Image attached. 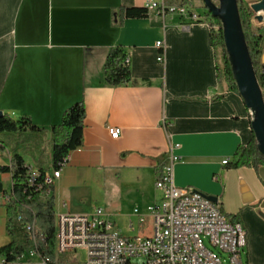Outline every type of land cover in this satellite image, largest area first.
Listing matches in <instances>:
<instances>
[{
    "label": "crops",
    "instance_id": "crops-1",
    "mask_svg": "<svg viewBox=\"0 0 264 264\" xmlns=\"http://www.w3.org/2000/svg\"><path fill=\"white\" fill-rule=\"evenodd\" d=\"M183 1L0 0V112L44 130L17 133L27 138L15 155L30 170L49 173L51 129L84 102V144L55 182V213L76 214L64 193L96 178L129 188L148 209L162 198L156 183L174 156L175 187L217 198L224 215L237 218L246 232L243 263L264 264V164L230 168L238 148L251 141V114L218 79L210 19L194 23L151 11L147 18L115 23L121 8ZM260 1L244 0L255 32L264 27L258 19L263 14L251 10ZM192 2L204 18V6ZM160 41L164 63L157 60ZM115 48L127 55L134 85H104L105 62ZM112 128L120 130L118 139L110 136ZM13 156L7 147L0 150V248L11 243L6 197L13 180L2 169Z\"/></svg>",
    "mask_w": 264,
    "mask_h": 264
},
{
    "label": "built area",
    "instance_id": "built-area-1",
    "mask_svg": "<svg viewBox=\"0 0 264 264\" xmlns=\"http://www.w3.org/2000/svg\"><path fill=\"white\" fill-rule=\"evenodd\" d=\"M146 8L164 17L177 14L194 23L210 19L207 15L203 18L194 12L192 0L180 6L149 2ZM210 22L214 29L221 27L216 20ZM156 47L161 52L157 60L164 63V42H157ZM124 64L129 65L128 57ZM261 72L264 73V68H261ZM120 133L119 129L109 130L113 139H118ZM175 161L177 158L172 156L170 164L156 183V189L162 194L160 202L147 209L148 215L154 219L152 238L122 236L115 221L102 208L95 209L91 214L55 213V250H58V262H48L43 258L37 259L38 264H62L61 256L76 255L81 249L87 252L86 262L73 264H244L242 256L247 247V236L242 225L232 224L219 203L211 202L200 193L176 188L173 182ZM228 163L226 160L223 165ZM40 176L39 171L31 170L29 186L34 187ZM60 177L61 170L46 173L44 185L54 186ZM37 187V190L43 189L42 185ZM12 196L13 192L6 197L7 205L11 203ZM50 196L51 190L43 194L44 198ZM66 207L64 204L63 208ZM135 214L143 223L145 215L138 210H135ZM27 227L33 248L19 261L22 264H35L37 229L31 223H27ZM130 229L134 230L133 224ZM205 240L218 253L209 249ZM122 255L131 256V263H122Z\"/></svg>",
    "mask_w": 264,
    "mask_h": 264
},
{
    "label": "trees",
    "instance_id": "trees-1",
    "mask_svg": "<svg viewBox=\"0 0 264 264\" xmlns=\"http://www.w3.org/2000/svg\"><path fill=\"white\" fill-rule=\"evenodd\" d=\"M187 0H184L185 2ZM217 2V0H212ZM243 30L246 36L250 56L257 74L261 88L264 91V73L261 68V55L264 49V27L254 31L252 27V12L246 6L244 0H238ZM204 6V5H203ZM206 15L213 20L210 13L204 7ZM150 11L147 8H121L115 12V23L123 24L127 19H143L149 17ZM221 26L220 21L216 20ZM211 44L215 50L217 59L218 79L228 89L240 96L236 85L232 68L229 63L224 37L221 27L214 29L210 24ZM127 55L121 48L111 50L107 56L103 74L104 85L107 87H129L134 85L129 65H125ZM86 119V106L80 102L69 108L63 115L62 123L51 129V142L53 147V171L62 170L70 154L80 149L84 144V129ZM25 131L43 132L44 130L34 126L28 118L14 121L7 115L0 117V134L21 133ZM5 144L0 141V150H4ZM264 164V156L257 148V142L252 132L251 141L246 146L238 148L234 161L230 168L237 169L245 166L258 167ZM3 172H10L13 180V196L7 207V234L11 243L0 248V260L3 264H22L19 259L30 249L33 242L26 229L27 223L35 224L37 229L36 256L48 262L55 261L58 251L55 250V197L54 186L44 185L46 172L40 171V177L34 187L29 186L30 169L25 166L23 159L14 155L11 166L2 169ZM52 174V172H49ZM42 185V190L37 186ZM51 190L52 196L44 198L43 194ZM0 192L2 187L0 186ZM19 218L21 220H19ZM232 224L240 223L237 218H228Z\"/></svg>",
    "mask_w": 264,
    "mask_h": 264
},
{
    "label": "rangeland",
    "instance_id": "rangeland-1",
    "mask_svg": "<svg viewBox=\"0 0 264 264\" xmlns=\"http://www.w3.org/2000/svg\"><path fill=\"white\" fill-rule=\"evenodd\" d=\"M198 4L203 5L202 0H198ZM200 11H203L202 8ZM31 135L32 133L29 134V136ZM26 138L27 136L16 133L0 134V141H2L7 149L14 155L17 152V147H19L23 142L22 140ZM44 152L45 148L41 151L39 160H42ZM46 163H48L46 169L54 173L52 146L50 148V157L46 159ZM64 195L73 213L91 214L95 209H104L111 215L116 223L118 232L124 237L150 239L154 236V219L148 215L147 206H142L143 199L135 196L129 188L119 187L115 180H102L96 178L95 181L86 182L85 184H81L78 187L66 191ZM158 197H160V194H158ZM136 209H139L140 213L145 215L143 223H140L139 218L135 214ZM131 224L134 225V230L130 229ZM205 243L209 249L218 253L208 240H205ZM74 256H76V258ZM57 260L58 257H56L55 261ZM60 260L62 264L85 263L87 260V252L81 249L78 250L76 255L67 254L61 256Z\"/></svg>",
    "mask_w": 264,
    "mask_h": 264
},
{
    "label": "water",
    "instance_id": "water-1",
    "mask_svg": "<svg viewBox=\"0 0 264 264\" xmlns=\"http://www.w3.org/2000/svg\"><path fill=\"white\" fill-rule=\"evenodd\" d=\"M204 7L212 18L220 21L224 43L232 73L240 97L251 114V128L255 135L257 148L264 156V92L259 84L257 74L250 56L246 36L243 30L238 0H202ZM254 14H263L258 19L264 21V0L251 6ZM264 66V49L261 55ZM3 114L0 112V117ZM203 195V194H201ZM213 203L218 199L203 195Z\"/></svg>",
    "mask_w": 264,
    "mask_h": 264
},
{
    "label": "bare ground",
    "instance_id": "bare-ground-1",
    "mask_svg": "<svg viewBox=\"0 0 264 264\" xmlns=\"http://www.w3.org/2000/svg\"><path fill=\"white\" fill-rule=\"evenodd\" d=\"M19 220H21V219L19 218ZM26 229L29 232V227L26 226ZM122 263H131V256L122 255Z\"/></svg>",
    "mask_w": 264,
    "mask_h": 264
}]
</instances>
